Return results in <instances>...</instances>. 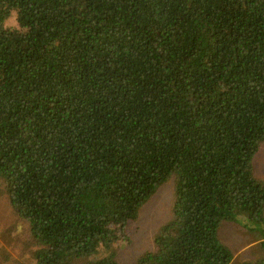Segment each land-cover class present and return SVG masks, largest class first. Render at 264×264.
<instances>
[{
    "label": "trees",
    "instance_id": "trees-1",
    "mask_svg": "<svg viewBox=\"0 0 264 264\" xmlns=\"http://www.w3.org/2000/svg\"><path fill=\"white\" fill-rule=\"evenodd\" d=\"M263 146L264 0H0V177L35 264H120L170 179L127 264H233L237 210L264 251Z\"/></svg>",
    "mask_w": 264,
    "mask_h": 264
},
{
    "label": "rangeland",
    "instance_id": "rangeland-1",
    "mask_svg": "<svg viewBox=\"0 0 264 264\" xmlns=\"http://www.w3.org/2000/svg\"><path fill=\"white\" fill-rule=\"evenodd\" d=\"M8 25L13 27V21L8 20ZM255 161L257 173L264 175V146ZM256 178L259 179L257 174ZM262 180L264 181V178ZM174 188V179L165 181L139 208L135 219L128 223V240L119 238L116 242L120 264L132 263L145 249L154 248L155 233L173 218ZM242 214L237 210L238 221L230 220L219 230L221 240L233 251V264L264 256L257 231L250 229L255 227L251 224L244 225ZM38 248L37 242L29 235L27 224L11 209L7 199L6 182L0 177V264H35L34 255Z\"/></svg>",
    "mask_w": 264,
    "mask_h": 264
},
{
    "label": "clouds",
    "instance_id": "clouds-1",
    "mask_svg": "<svg viewBox=\"0 0 264 264\" xmlns=\"http://www.w3.org/2000/svg\"><path fill=\"white\" fill-rule=\"evenodd\" d=\"M11 16L13 18V26L18 28V25L15 24V16H16V13L15 12H12L11 13Z\"/></svg>",
    "mask_w": 264,
    "mask_h": 264
},
{
    "label": "crops",
    "instance_id": "crops-1",
    "mask_svg": "<svg viewBox=\"0 0 264 264\" xmlns=\"http://www.w3.org/2000/svg\"><path fill=\"white\" fill-rule=\"evenodd\" d=\"M257 156H258V155H256L255 159L257 158ZM255 159H254V161H253V165H254V169H255L254 171L257 173L256 167H255ZM262 165L264 166V162L262 163ZM261 177H262V179H263V178H264V175H262ZM261 181L264 183L263 180H261Z\"/></svg>",
    "mask_w": 264,
    "mask_h": 264
}]
</instances>
